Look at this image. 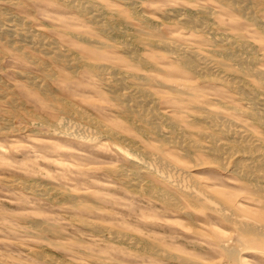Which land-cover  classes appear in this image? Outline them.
I'll return each mask as SVG.
<instances>
[{
	"label": "rangeland",
	"instance_id": "rangeland-1",
	"mask_svg": "<svg viewBox=\"0 0 264 264\" xmlns=\"http://www.w3.org/2000/svg\"><path fill=\"white\" fill-rule=\"evenodd\" d=\"M8 1L0 0V15L3 14L1 15L2 20L6 19L3 22H8L7 19L10 18L12 21L9 23L14 24L16 28L18 24L21 26V28L18 27L21 30L22 28L27 29L30 22L29 29L31 31L36 34L38 31V37L45 41L54 40L57 42L66 57H63L65 61L62 59L56 62V59L50 55L46 56L47 54L40 48V44L32 43V45L31 42H21L18 39L20 37L17 35L19 32L17 30L16 37L13 38L14 42L11 43L8 36L0 33V36L3 37L2 40L0 39V80H2L0 81V89L2 88L0 90V117L2 116L0 118L2 119L0 120V177L2 178H0V263L239 264L229 255V249L238 248L241 249L242 256L249 258L250 264H264V246L258 244L256 246L259 248L256 250L251 248L255 245L244 241L239 243L242 234L230 219L245 216L251 218L252 221L264 222L261 219L264 213L258 209L254 200L256 197H253L255 192L243 177L230 169L231 165L225 169L227 166H223V162L228 161L216 158L217 155L212 150L213 147L222 145L225 147L223 156L234 158L238 152V156L243 154L241 147L220 134L200 116L204 110L216 112L217 115H223L243 128L250 129L249 132L258 142H264V129L261 125L252 123L253 121L249 117L250 98L235 93L233 88L219 81L222 79L231 80V78L237 80L242 83L243 87L253 89L257 98L264 102V89L260 87L258 79L252 75L251 70L256 68L264 71V7L255 5L254 0L250 4L252 10L250 9L248 12L235 10L223 0ZM74 2L84 4L87 11L92 7V4H95L94 10H92L93 15L92 12L85 15L77 9L75 10ZM261 8L263 9L261 10ZM245 12L246 15L249 14L247 17ZM250 12H256L257 15L250 14ZM13 14L15 15L13 16ZM178 16L196 17L194 19L195 26L188 22L185 24L184 19L180 20ZM21 18H26V21ZM15 21L18 23H14ZM176 21L179 22L176 23ZM23 22L25 27H22ZM203 22L206 23V27L208 25L205 30L198 28V24ZM39 31L41 32L39 33ZM221 38L224 41H221ZM171 39L182 45L191 46V49L205 55L208 60L211 59V63L214 62L213 66L216 65L212 73H199L184 68L182 62L176 60L175 57L172 58L174 55L169 54L163 47L162 40L171 41ZM29 44L31 45L29 46ZM36 44L37 46H35ZM232 54L243 57L245 63L237 64L231 58ZM33 57L40 60L34 61ZM138 57L141 59L139 60ZM233 60L234 63L231 62ZM37 64L40 67H37ZM98 66H103L108 71L101 72ZM26 72L30 73L29 77L43 85L46 84L45 88L50 86L48 88L50 92H45L46 97L49 94L47 99L44 97L43 90L35 89L33 85H29L30 83L24 78L28 76ZM48 74L49 77H52H50L51 79ZM17 75L19 76L17 77ZM37 77L39 78L37 79ZM40 78L43 81H40ZM180 81L181 83H179ZM120 82H123L124 88L119 84ZM111 90H116L122 95L145 98L146 104L143 108L136 107L135 110L139 111H135V113L129 112L118 97H114ZM3 93L7 95L5 96L6 101H3L5 100ZM52 95L54 98L51 97ZM175 97L182 99L177 100ZM183 98L186 100L181 101ZM150 100L153 101V104ZM25 110L27 111L25 112ZM153 114L159 118L158 129L148 123L147 119H150ZM12 120L14 121L12 122ZM203 146L205 149L202 148ZM206 147H208L207 150ZM127 156L137 158L142 166L150 168L149 171L146 168H141L142 176L139 179H135L132 172H130L132 179H128L129 177L118 179L119 176L112 169L116 170V166L117 169L128 170L131 163ZM157 159H161L165 163H176L178 167L190 170L195 176L194 184H198L196 188L199 186L197 189H200L203 195L209 196V200H204L202 195L196 196L198 194L196 189H191L190 192L185 189L181 193L170 186L153 169L155 168L154 161ZM185 163H194V166H188ZM212 163H215V166ZM154 170L157 176L153 173ZM18 177H20L19 180ZM16 179L23 186L18 187ZM12 180L17 184L11 183ZM135 181L138 186L131 185L135 184ZM241 183L243 184L241 185ZM33 186L34 191L31 188ZM64 186L66 187L64 188ZM215 188L224 190L217 191L218 189ZM212 189H215L217 196ZM164 193L166 195L168 193L169 197L171 196L173 199L164 198ZM192 193L193 195H191ZM230 196H233V199ZM78 199L83 201L78 203ZM171 200H175V203H172ZM214 202L216 203L214 204ZM176 204L177 207H181L180 209L185 207L183 210H179L175 207ZM224 209L230 213H226ZM257 209L259 212L256 213L254 210ZM62 213L68 216H64ZM73 215L78 217L75 216V218ZM86 217L90 218L89 221ZM192 218H195L194 221ZM93 219L95 220L93 221ZM37 221H40V224L41 222L45 223L41 224L43 228L41 225L39 228ZM81 221L92 222L94 225L96 224L97 228L102 225V228L106 227V230L104 232L97 229L91 230L89 225L82 227ZM207 222L210 224L207 225ZM85 227L89 228L85 230ZM114 228H116L115 231ZM109 229L112 232H117L119 237L124 235L132 240L130 242L118 241L115 234L110 235ZM236 239L237 242H235ZM133 243H137V245ZM240 244L251 245V249L244 245L240 246ZM28 248L31 249V252ZM155 250L160 253H156ZM162 250L164 251L161 252ZM39 251H41V256ZM53 259L58 262H53Z\"/></svg>",
	"mask_w": 264,
	"mask_h": 264
},
{
	"label": "bare ground",
	"instance_id": "bare-ground-1",
	"mask_svg": "<svg viewBox=\"0 0 264 264\" xmlns=\"http://www.w3.org/2000/svg\"><path fill=\"white\" fill-rule=\"evenodd\" d=\"M2 2H3V0H1ZM8 1V0H7ZM11 1V0H10ZM10 1H8V2H10ZM20 1V0H19ZM30 1V0H29ZM54 0H52V2H53ZM93 1H95V0H93ZM109 1V0H108ZM124 1H126V0H124ZM143 1V0H142ZM149 1V0H148ZM227 5H229V6H231V7H233V9L235 8V10H239V11H246V12H248V11H250V9H251V6H250V4L251 3H253V1L252 0H223ZM57 2V1H56ZM71 2V1H70ZM77 2V1H76ZM76 2H74V6L76 7L75 8V10L77 9L78 11H80V12H82L83 14H89L90 12H92V15H93V11L92 10H94V6H95V4H92V7L89 9V11H87V7L84 5V4H81V3H76ZM220 2V1H219ZM17 3H18V1H17ZM16 3V4H17ZM68 3V2H67ZM193 3V2H192ZM11 4H13L12 2H11ZM15 4V5H16ZM66 4V3H65ZM126 4V3H125ZM124 4V5H125ZM221 4V3H220ZM223 4V3H222ZM221 4V5H222ZM254 4L255 5H259L260 7L262 6V7H264V0H254ZM19 5V4H18ZM97 5V4H96ZM139 5V4H138ZM137 5V6H138ZM89 6H91V5H89ZM133 6V5H132ZM145 6V5H144ZM70 7V6H69ZM134 7V6H133ZM228 7V6H227ZM255 7V6H254ZM31 8V7H30ZM165 8V7H164ZM201 8V7H200ZM7 9V8H6ZM159 9V8H158ZM202 9H204V8H202ZM207 9V8H206ZM233 9H231V10H233ZM263 8H261V10H262ZM2 10V9H1ZM71 10H72V8H71ZM184 10V9H183ZM201 10V9H200ZM252 10V9H251ZM260 10V9H259ZM7 11H8V9H7ZM10 11H12V10H10ZM154 11V10H153ZM213 11V10H212ZM6 12V11H5ZM5 12H3V13H5ZM155 12V11H154ZM157 12V11H156ZM166 12V11H165ZM246 12H245V15H246ZM252 12V11H251ZM250 12V14H253V13H255L256 14V12H253V13H251ZM173 13V12H172ZM187 13V12H186ZM260 13V12H259ZM36 14V13H35ZM98 14V13H97ZM182 14H183V12H182ZM215 14H216V11H215ZM248 14V13H247ZM261 14V13H260ZM1 15H3L2 13H1ZM0 15V33L2 34V35H5V36H8L10 39H9V42L11 43V42H14V37H16L15 36V33H16V30L17 31H19V32H17L16 34L17 35H19V37L20 38H18L21 42L22 41H24V42H31V44L33 43H37V44H40V48L41 49H43L44 51H45V54H47L46 56H48V55H50L51 57H53L54 59H56V62L57 61H61L62 59H64L63 61H65V58H63L65 55L62 53V51H61V48H60V46L58 45V43L57 42H54V40L53 41H45V40H43V38H41V37H38V31H37V34L36 33H34L33 31H31V29H29V26H31L30 25V22H29V26L28 25H26V26H28L27 27V29L26 28H22V30L21 29H19L18 27H20L21 28V26H19L18 24H17V28L14 26V24L12 25V24H10L9 22L10 21H12L10 18L9 19H7L8 20V22L7 21H5V22H3L4 20H6V19H4L3 18V20H2V16ZM6 15V14H5ZM7 15L8 16H10L9 15V13H7ZM12 15V14H11ZM15 14H13V16H14ZM80 15V14H79ZM84 15V16H85ZM96 15V14H95ZM160 15V14H159ZM175 15V14H174ZM213 15H214V12H213ZM249 15V14H248ZM248 15H246V17L248 16ZM257 15V14H256ZM7 16V17H8ZM12 16V17H13ZM16 16H19V15H16ZM98 16V15H97ZM172 16V15H171ZM170 16V17H171ZM94 17H96V16H94ZM104 17V16H103ZM126 17V16H125ZM213 17V16H212ZM241 17V16H240ZM253 17V16H252ZM259 17V16H258ZM257 17V18H258ZM90 18H93V17H90ZM97 18V17H96ZM162 18H164V17H162ZM173 18V17H172ZM172 18H171V20H172ZM196 18V17H195ZM195 18H193L192 16H189L188 18H185L184 16H178V19H184L183 21L185 22V24H187V22L188 23H191V24H193L194 25V23H195ZM254 20H255V15H254ZM18 19H20L19 17H18ZM23 21H26L24 18H21ZM139 19V18H138ZM176 19H177V17H176ZM247 19V18H246ZM16 20V19H15ZM21 20V21H22ZM38 20V19H37ZM87 20V19H86ZM100 20H103V19H100ZM173 20H175V19H173ZM179 20V21H180ZM199 20V19H198ZM205 20V19H204ZM89 21V20H88ZM91 21V20H90ZM179 21H176V23L177 22H179ZM197 21V20H196ZM200 21V20H199ZM206 21H208V20H206ZM238 21V20H237ZM257 21V20H256ZM17 21H15L14 23H16ZM28 22V21H27ZM26 22V23H27ZM103 22V21H102ZM113 22V21H112ZM182 22V21H181ZM18 23V22H17ZM32 23V22H31ZM43 23V22H42ZM111 23V22H110ZM208 23V22H207ZM254 23H256V22H254ZM90 24V23H89ZM103 25H104V23H102ZM115 24V23H114ZM184 24V23H183ZM198 24V23H197ZM253 24V23H252ZM21 25V24H20ZM91 25V24H90ZM89 25V26H90ZM98 25V24H97ZM178 25H180V24H178ZM199 26H198V28H200V29H204L205 30V27H206V23L205 22H203L202 24H198ZM262 25V24H261ZM25 27V25H24V22H23V25H22V27ZM44 26H45V24H44ZM88 26V27H89ZM122 26V25H121ZM164 26V25H163ZM182 26H184V25H182ZM195 26V25H194ZM16 29H15V28ZM46 27V26H45ZM95 27V26H94ZM104 27V26H103ZM107 27V26H106ZM114 27V26H113ZM180 27H181V25H180ZM207 27H208V25H207ZM206 27V28H207ZM257 27V26H256ZM30 28H32V27H30ZM93 28V27H92ZM192 28V27H191ZM198 28H196V29H198ZM41 29H44V28H41ZM51 29V28H50ZM87 30H89L88 28H86ZM96 29V28H95ZM136 29H138V28H136ZM179 29V28H178ZM210 29V28H209ZM221 29V28H220ZM229 29V28H228ZM227 29V30H228ZM106 30V29H105ZM155 30H157V29H155ZM207 31H208V29H206ZM230 30V29H229ZM264 30V29H263ZM91 31V30H90ZM183 31V30H182ZM193 31V30H192ZM195 31V30H194ZM197 32H199L198 30H196ZM203 31V30H202ZM212 31V30H211ZM41 31H39V33H40ZM156 32V31H155ZM181 32V31H180ZM204 32V31H203ZM201 33V32H200ZM205 33V32H204ZM210 33V32H209ZM214 33V32H213ZM218 33V32H217ZM260 33V32H259ZM97 34H98V32H97ZM100 34V33H99ZM119 34V33H118ZM123 34V33H122ZM162 34V33H161ZM237 34V33H236ZM42 35V34H41ZM44 35V34H43ZM148 35V34H147ZM203 35H205V34H203ZM209 35V34H208ZM210 35H212V34H210ZM263 35V34H262ZM68 36H70V35H68ZM104 36V35H103ZM111 36V35H110ZM172 36V35H171ZM44 37V36H43ZM45 37H47L46 35H45ZM121 37H122V35H121ZM2 38L3 37H1L0 36V39L2 40ZM73 38V37H72ZM83 38H85V37H83ZM106 38V37H105ZM152 38V37H151ZM75 39V38H74ZM107 39V38H106ZM222 39V38H221ZM228 40H229V37L227 38ZM57 40V39H56ZM81 40V39H80ZM110 40V39H109ZM159 40V39H158ZM211 40V39H210ZM19 41V42H20ZM91 41V40H90ZM93 41V40H92ZM96 41V40H95ZM106 41H108V40H106ZM212 41V40H211ZM217 41V40H216ZM221 41H224V39H222ZM16 43V42H15ZM94 43V42H93ZM115 43H117V42H115ZM206 43V42H205ZM209 43V42H208ZM216 43V42H215ZM221 43H223V42H221ZM247 43V42H246ZM9 44V43H8ZM27 44V43H26ZM31 44H29V46L31 45ZM32 44V45H33ZM37 44L35 45V46H37ZM92 44V43H91ZM112 44V43H111ZM125 44V43H124ZM150 44V43H149ZM162 44H163V47L169 52V54H171V55H174V56H172V58H174L175 57V59L176 60H180V62H182V66L184 67V68H188V69H191V70H194V71H197V72H199V73H205L206 74V72H208V73H212V71H213V69H214V67H216V65L215 66H213V64H214V62L213 63H211L212 61H211V59H209L208 60V58L205 56V55H202L201 53H199V52H197V51H195V50H193V49H191L190 47H188V46H185V45H182V44H180L179 42H176L174 39H171V41H169V40H162ZM93 45V44H92ZM206 45H208V44H206ZM212 45V44H211ZM223 45V44H222ZM126 46V45H125ZM214 46V45H213ZM212 46V47H213ZM256 46V45H255ZM9 47V46H8ZM31 47H33V46H31ZM92 47V46H91ZM98 47V46H97ZM106 47V46H105ZM104 47V48H105ZM209 47H211V46H209ZM253 47V46H252ZM252 47H250L251 49H252ZM15 48H18V47H15ZM20 48H22V46H20ZM93 48V47H92ZM113 48V47H112ZM127 48V47H126ZM214 48H216V47H214ZM11 49H12V47H11ZM23 49V48H22ZM21 49V50H22ZM32 49V48H31ZM129 49V48H128ZM156 49V48H155ZM198 49V48H197ZM17 50H19V49H17ZM104 50V49H103ZM117 50V49H116ZM119 50V49H118ZM124 50V49H123ZM134 50H136V49H134ZM160 50V49H159ZM203 50V49H202ZM23 51V50H22ZM22 51H21V53H22ZM37 51V50H36ZM121 51H122V49H121ZM120 51V52H121ZM129 51V50H128ZM164 51V50H163ZM24 54H27V53H25V52H23ZM42 53H44V52H42ZM128 53V52H127ZM231 53V52H230ZM263 53V52H262ZM121 54V53H120ZM157 54V53H156ZM162 54V53H161ZM164 54H167V53H164ZM168 54V55H169ZM210 54V53H209ZM3 55V54H2ZM4 56V55H3ZM26 56V55H25ZM45 56V57H46ZM137 56H138V54H137ZM212 56V55H211ZM217 56V55H216ZM5 57V56H4ZM27 57V56H26ZM66 57V56H65ZM70 57V56H69ZM74 57V56H73ZM136 57V56H135ZM134 57V58H135ZM218 57V56H217ZM251 57V56H250ZM34 59V61H37V60H40V59H37L36 60V58L35 57H33ZM72 58V57H71ZM131 58H132V55H131ZM130 58V59H131ZM139 58V57H138ZM222 58V57H221ZM231 58H233L236 62H237V64H240V65H242L243 64V62L245 63V61H244V59H243V57H241V56H236L235 54H232L231 55ZM1 59V58H0ZM5 59V58H4ZM48 59V58H47ZM54 59H52L53 61H54ZM141 58H139V60H140ZM29 60V59H28ZM32 60V61H33ZM143 60V59H142ZM146 60V59H145ZM174 60V59H173ZM234 60L233 61H231V62H233L234 63ZM254 60V59H253ZM248 61V60H247ZM40 62V61H39ZM43 62V61H42ZM72 62V61H71ZM70 62V63H71ZM228 62H230V61H228ZM33 63V62H32ZM78 63V62H77ZM136 63V62H135ZM174 63V62H173ZM35 64V63H34ZM47 64V63H46ZM50 64V63H49ZM260 64V63H259ZM38 65V64H37ZM58 65V64H57ZM70 65V64H69ZM138 65V64H137ZM178 65V64H177ZM34 66H36V65H34ZM50 67H51V65H49ZM61 66V65H60ZM106 66V65H105ZM179 66V65H178ZM229 66V65H228ZM231 66V65H230ZM37 67H40L39 65L37 66ZM43 67V66H42ZM49 67V68H50ZM62 67V66H61ZM73 67V66H72ZM99 67V66H98ZM97 67V68H98ZM107 67V66H106ZM112 67V66H111ZM45 68H47V67H45ZM71 68V67H70ZM243 68V67H242ZM253 68V67H252ZM48 69V68H47ZM52 69V68H51ZM86 69V68H85ZM99 69L101 70V72H103V71H108V69L106 68H104L103 66H101V67H99ZM161 69V68H160ZM44 70V69H43ZM63 70V69H62ZM111 70V69H110ZM116 70H118V69H116ZM151 70V69H150ZM155 70V69H154ZM164 70V69H163ZM235 70V69H234ZM252 70V75L255 77V78H257L258 79V82H259V85H261L260 87H262L263 89H264V71L263 70H261V69H256V68H254V69H251ZM13 71V70H12ZM70 71V70H69ZM92 71V70H91ZM90 71V72H91ZM149 71V70H148ZM17 72V71H16ZM16 72H15V74H16ZM72 72V71H71ZM121 72V71H120ZM123 72V71H122ZM125 73H126V71H124ZM157 72V71H156ZM160 72V71H159ZM192 72V71H191ZM196 72V73H197ZM18 73H20V72H18ZM17 73V74H18ZM22 74H23V72H21ZM27 73V72H26ZM25 73V74H26ZM54 73V72H53ZM106 73V72H105ZM144 73V72H143ZM146 73V72H145ZM148 73V72H147ZM152 73V72H151ZM154 73V72H153ZM28 74V76H23L24 78H26V80H27V82L28 83H30L29 85H33L34 87H35V89L36 88H38L39 90H43L44 92L43 93H45V92H47L48 91V93L50 92L49 90H48V88L50 87H46L45 88V85H43L41 82H38V81H36V79H34V78H31V77H29L30 76V73L28 72L27 73ZM52 74V73H51ZM73 74V73H72ZM77 74V73H76ZM92 74H93V72H92ZM107 74H109V72H107ZM106 74V75H107ZM113 74H115V73H113ZM157 74V73H156ZM162 74V73H161ZM165 74V73H164ZM193 74V73H192ZM21 75V74H20ZM35 75V74H34ZM94 75V74H93ZM98 75V74H97ZM96 75V76H97ZM154 75V74H153ZM158 75V74H157ZM19 75H17V77H18ZM21 76V77H22ZM32 76V75H31ZM37 76V75H36ZM67 76V75H66ZM69 76V75H68ZM117 76V75H116ZM143 76V75H142ZM22 77V79H24ZM42 77V76H41ZM46 77V76H45ZM48 77H49V74H48ZM51 77V76H50ZM49 77V78H50ZM77 77V76H76ZM97 77H99V76H97ZM96 77V78H97ZM196 77V76H195ZM39 77H37V79H38ZM52 78V77H51ZM50 78V79H51ZM55 78V77H54ZM69 78V77H68ZM118 78H120V77H118ZM158 78V77H157ZM162 78V77H161ZM223 78V77H222ZM21 79V78H20ZM41 80L40 81H43V79L42 78H40ZM47 79V78H46ZM124 79V78H123ZM139 79V78H138ZM160 79V78H159ZM54 80H56V78L54 79ZM72 80V79H71ZM97 80V79H96ZM100 80V79H99ZM118 80V79H117ZM127 80V79H126ZM135 80V79H134ZM162 80V79H161ZM233 80V81H232ZM0 81H2V80H0ZM67 81V80H66ZM138 81V80H137ZM199 81V80H198ZM205 81H207V80H205ZM204 81V82H205ZM216 81V80H215ZM214 81V82H215ZM219 81H221V83H223V84H225V85H227V86H229V87H231V88H233L234 90H235V93L237 92V93H239V94H241V95H246V97H249L250 99H249V104H250V106H249V108H250V118H251V120L253 121L252 123H257V124H259V125H261L262 126V128L264 129V102H262V101H260L259 100V98H257V96H256V92L253 90V89H250V88H247V87H243L241 84L242 83H239L237 80H234V79H232L231 78V80L230 79H222V80H219ZM7 82V81H6ZM79 82V81H78ZM178 82V81H177ZM203 82V83H204ZM106 83V82H105ZM159 83V82H158ZM179 83H181V81L179 82ZM183 83V82H182ZM193 83H194V81H193ZM3 84H4V81H3ZM104 84V83H103ZM120 85H122L123 84V82H120L119 83ZM183 84H186V83H183ZM7 85V84H6ZM108 85V84H107ZM160 85H161V83H160ZM167 85V84H166ZM193 85V84H192ZM2 86V85H1ZM48 86V85H47ZM111 86V85H110ZM118 86V85H117ZM128 86V85H127ZM162 86H163V84H162ZM165 86V85H164ZM167 86H169V85H167ZM184 86V85H183ZM187 86V85H186ZM198 86V85H197ZM3 87H5L4 85H3ZM7 87V86H6ZM8 87H9V85H8ZM14 87V86H13ZM104 87V86H103ZM105 87H107V86H105ZM112 87V86H111ZM122 87L124 88V86L122 85ZM147 87V86H146ZM190 87V86H189ZM194 87V86H193ZM10 88V87H9ZM30 88V87H29ZM114 88V87H113ZM127 88V87H126ZM154 88V87H153ZM172 88V87H171ZM2 89V88H1ZM0 89V90H1ZM11 89H12V87H11ZM104 89V88H103ZM106 89V88H105ZM107 89H109V88H107ZM106 89V90H107ZM173 89V88H172ZM184 89L186 90V88L184 87ZM229 89V88H228ZM261 89V88H260ZM7 90H8V88H7ZM33 90V89H32ZM110 90V89H109ZM119 90V89H118ZM117 90V91H118ZM123 90V89H122ZM146 90V89H145ZM176 90V89H175ZM5 91V90H4ZM12 91V90H11ZM55 91V90H54ZM151 91V90H150ZM174 91V90H173ZM182 91V90H181ZM187 91V90H186ZM185 91V92H186ZM232 91V90H231ZM6 92V91H5ZM39 92V91H38ZM125 92H126V90H125ZM125 92H122V93H125ZM7 93V92H6ZM42 93V95H44ZM111 93H113V95H114V97L115 98H117L118 97V99L127 107V109L129 110V112H132V113H135V111H139V110H135V108L136 107H138V106H141L142 108H143V106L146 104L145 103V98H138V97H136V96H133V95H122V94H120V93H117L116 92V90H111ZM184 93V92H183ZM4 94V93H3ZM15 94H16V92H15ZM54 94V93H53ZM17 95V94H16ZM15 95V96H16ZM51 95V94H50ZM187 95V94H186ZM233 95V94H232ZM4 96V98H5V100H3V101H6V97L5 96H7V95H3ZM54 95H52L51 97H53ZM140 96V95H139ZM171 96V95H170ZM237 96V95H236ZM44 97H46V93H45V95H44ZM49 97V94H48V96L46 97V99ZM56 97V96H55ZM190 97H192V96H190ZM239 97V96H238ZM18 98V97H17ZM54 98V97H53ZM52 98V99H53ZM159 98H161V97H159ZM177 100H180V99H182L181 97L179 98V97H175ZM0 99H1V97H0ZM3 99V98H2ZM11 99V98H10ZM56 99V98H55ZM58 99H59V96H58ZM67 99V98H66ZM82 99V98H81ZM17 100H19V98L17 99ZM113 100V99H112ZM184 100H186V98L184 99L183 98V100H181V101H184ZM199 100V99H198ZM209 100V99H208ZM235 100V99H234ZM2 101V102H3ZM16 101V100H15ZM48 101V100H47ZM58 101V100H57ZM60 101V100H59ZM87 101V100H86ZM94 101V100H93ZM14 102V101H13ZM17 102V101H16ZM72 103H73V101H71ZM130 102H132V104H130ZM150 102H152V104H153V101H151L150 100ZM156 101L154 100V103H155ZM238 102V101H237ZM4 103V102H3ZM23 103V102H22ZM220 103V102H219ZM84 104V103H83ZM114 104V103H113ZM187 104V103H186ZM201 104V103H200ZM17 105V104H16ZM76 105V104H75ZM104 105V104H103ZM106 105V104H105ZM208 105V104H207ZM245 105V104H244ZM9 106H11V105H9ZM15 106V105H14ZM21 106V105H20ZM25 106V105H24ZM53 106V105H52ZM63 106V105H62ZM12 107V106H11ZM17 107V106H16ZM67 107H68V105H67ZM188 107H189V105H188ZM196 107V106H195ZM15 108V107H14ZM19 108V107H18ZM22 108V107H21ZM49 108V107H48ZM56 108V107H55ZM81 108H83V107H81ZM199 108V107H198ZM230 108V107H229ZM24 109V108H23ZM22 109V110H23ZM73 109H75V108H73ZM2 110H4V109H2ZM14 110V109H13ZM19 110H20V108H19ZM58 110V109H57ZM69 110V109H68ZM78 110V109H77ZM82 110V109H81ZM84 110V109H83ZM169 110V109H168ZM173 110V109H172ZM245 110V109H244ZM5 111H7V110H5ZM17 111V110H16ZM27 110H25V112H26ZM56 111V110H55ZM230 111V110H229ZM248 111V110H247ZM2 112V111H1ZM34 112V111H33ZM32 112V113H33ZM69 112V111H68ZM85 112V111H84ZM239 112V111H238ZM19 113V112H18ZM17 113V114H18ZM59 113H60V111H59ZM119 113V112H118ZM147 113V112H146ZM185 113V112H184ZM34 114V113H33ZM64 114V113H63ZM125 115H126V113H124ZM139 114V113H138ZM186 114V113H185ZM240 114V113H239ZM67 115V114H66ZM78 115H79V113H78ZM86 115V114H85ZM89 115V114H88ZM115 115H117V114H115ZM187 115H189V114H187ZM243 115V114H242ZM68 116V115H67ZM199 116V115H198ZM201 117H203L205 120H206V122L211 126V127H213V128H215L217 131H219L220 132V134H222L223 136H225L227 139H229V140H231V142H234L236 145H239L240 147H241V152H243V154L241 153L240 155L241 156H238V153H236L237 155V157H236V159H234L233 157H230L229 156V158H227V156L225 157V156H223L224 154H225V150L223 149V148H225V147H223L222 145H217V147H213L212 148V150H214L215 151V153H216V158L218 157L219 159L221 158L222 160L224 159V160H227L228 162H223V166H227L225 169H227L228 167H230V165H231V168L230 169H232V171H235L236 173H237V175H239V176H241V177H243L244 178V180L245 181H247V183H248V185L250 186V188L253 190V192H255L254 193V195L255 196H253V197H256L254 200L256 201V204H257V206H258V209H260V211L262 212V213H264V142L263 143H260V142H258L257 141V139L255 138V137H253L254 135H252L250 132H249V130L250 129H245V128H243V126H241V125H239L238 123H236L235 121H233L232 119H228V118H226V117H223V115L222 116H219V115H217L216 114V112H212L211 110H204V111H202V113H201V115H200ZM2 117V116H1ZM0 117V118H1ZM71 117V116H70ZM80 117H81V115H80ZM87 117V116H86ZM96 117V116H95ZM122 117H124V116H122ZM143 117V116H142ZM191 117H192V115H191ZM248 117V118H249ZM74 118H75V116H74ZM97 118V117H96ZM128 118V117H127ZM126 118V119H127ZM245 118H247V117H245ZM12 119V118H11ZM60 119V118H59ZM59 119H58V121H59ZM135 119V118H134ZM146 119V118H145ZM165 119V118H164ZM243 119V118H242ZM0 120H2V119H0ZM38 120V119H37ZM47 120V119H46ZM82 120V119H81ZM88 120V119H87ZM148 120V123L149 124H152V125H154L155 126V128H159V118H158V116L157 115H151L150 116V119H147ZM175 120V119H174ZM189 120V119H188ZM14 120H12V122H13ZM126 121V120H125ZM2 122V121H1ZM4 122V121H3ZM127 122V121H126ZM137 122V121H136ZM193 122V121H192ZM247 122V121H246ZM6 123V122H5ZM90 123V122H89ZM88 123V124H89ZM106 123V122H105ZM173 123V122H172ZM197 123V122H196ZM205 123V122H204ZM11 124V123H10ZM33 124V123H32ZM69 124V123H68ZM94 124V123H93ZM169 124V123H168ZM178 124V123H177ZM180 124V123H179ZM201 124V123H200ZM206 124V123H205ZM54 125V124H53ZM80 125V124H79ZM3 126V125H2ZM8 126V125H7ZM14 126V125H13ZM34 126V125H33ZM69 126V125H68ZM81 126V125H80ZM89 126V125H88ZM142 126V125H141ZM179 126V125H178ZM192 126V125H191ZM195 126V125H194ZM197 126V125H196ZM250 126V125H249ZM261 126H259V127H261ZM44 127V126H43ZM75 127V126H74ZM79 127V126H78ZM82 127V126H81ZM67 129V128H66ZM70 129V128H69ZM73 129V128H72ZM209 129H211V128H209ZM3 130V129H2ZM5 130V129H4ZM10 130V129H9ZM25 130V129H24ZM105 130V129H104ZM165 130V129H164ZM194 130V129H193ZM198 131V130H197ZM207 131V130H206ZM31 132V131H30ZM261 132V131H260ZM37 133V132H36ZM81 133V132H80ZM183 133V132H182ZM29 134V133H28ZM45 134V133H44ZM36 135V134H35ZM69 135V134H68ZM73 135V134H72ZM167 135V134H166ZM192 135V134H191ZM194 135V134H193ZM8 136H10V135H8ZM59 136V135H58ZM65 136H66V134H65ZM169 136V135H168ZM46 137V136H45ZM47 137H48V135H47ZM62 137V136H61ZM72 137H74V136H72ZM77 137V136H76ZM200 137V136H199ZM180 138V137H179ZM73 139V138H72ZM78 139V138H77ZM82 139H84V138H82ZM143 139H144V137H143ZM107 140V139H106ZM188 140V139H187ZM215 140V139H214ZM105 141V140H104ZM163 141V140H162ZM161 141V142H162ZM206 141H207V139H206ZM226 141V140H225ZM111 142V141H110ZM204 142V141H203ZM215 142V141H214ZM221 142V141H220ZM94 143V142H93ZM97 143V142H96ZM140 143V142H139ZM165 143V142H164ZM219 143V142H218ZM223 143V142H222ZM92 144V143H91ZM99 144H102V143H100L99 142ZM104 144V143H103ZM152 144V143H151ZM209 144V143H208ZM13 145V144H12ZM18 145H20V144H18ZM106 145V144H105ZM110 145V144H109ZM112 145V144H111ZM193 145V144H192ZM226 145V144H225ZM14 146V145H13ZM114 146V145H113ZM125 146V145H124ZM194 146V145H193ZM227 146V145H226ZM199 147V146H198ZM151 148V147H150ZM166 148V147H165ZM175 148V147H174ZM201 148V147H200ZM203 149H205V147L203 146L202 147ZM201 148V149H202ZM207 148L208 147H206V150H207ZM210 148V147H209ZM178 149V148H177ZM228 149V148H227ZM234 149V148H233ZM232 149V150H233ZM144 150V149H143ZM209 150V149H208ZM201 151V150H200ZM231 151V150H230ZM238 151V150H237ZM120 152V151H119ZM159 152H160V150H159ZM176 152V151H175ZM174 152V153H175ZM233 152V151H232ZM4 153H6L5 151H4ZM161 153H162V151H161ZM167 153V152H166ZM201 153H202V151H201ZM205 153V152H204ZM206 153H207V151H206ZM205 153V154H206ZM120 154H121V152H120ZM164 154V153H163ZM208 154V153H207ZM151 156V155H150ZM180 156V155H179ZM137 157V156H136ZM183 157V156H182ZM190 157V156H189ZM210 157V156H209ZM213 157V156H212ZM127 158H128V160L130 161V165H131V167L129 166V169L127 170V169H117V167L115 166V168H116V170H114V169H112L113 170V172H115V174L117 175V176H119L118 177V179L121 177V178H127V177H129L128 179H132V177L130 176V172H132L133 173V175L135 176V179H139L140 178V176H142L141 175V172H142V170H141V168H146V169H148V171H149V167H144V166H142L141 165V162L137 159V158H133L132 156H127ZM215 158V157H214ZM197 161H198V157H197V159H196ZM208 160V159H207ZM3 161V160H2ZM152 161H153V159H152ZM200 161V160H199ZM202 161V160H201ZM175 162V161H174ZM193 162V161H192ZM195 162V161H194ZM219 162V161H218ZM148 163V162H147ZM216 163V162H215ZM214 163V164H215ZM230 163V164H229ZM70 164V163H69ZM185 164H187V163H185ZM194 164V163H193ZM193 164H187L188 166H192ZM195 164H196V162H195ZM201 164V163H200ZM213 164V163H212ZM213 164V165H214ZM124 165V164H123ZM154 165H155V168H153V169H155L156 171H157V174H158V176L159 177H162V179L163 180H165V181H167L168 182V184L170 185V186H172V187H174V189H176L177 191H180L181 193H182V191L184 192L185 191V189H187L189 192H190V190L191 189H193V190H197L198 191V194L196 195V196H200V195H202L201 197H203V199L204 200H206L207 201V199H208V197L207 196H205V195H203L201 192L202 191H200V189H197L196 188V186L198 185H196V184H194L195 183V181L193 180L194 178H195V176H194V174L192 175V173H191V171L190 170H185V169H183V168H181V167H178L177 165H176V163H165L163 160H161V159H157L156 161H154ZM203 165V164H202ZM194 166V165H193ZM201 166V165H200ZM206 166H208V165H206ZM205 166V167H206ZM209 166H211V165H209ZM208 166V167H209ZM215 166V165H214ZM118 167H120V166H118ZM204 167V168H205ZM211 167H213V166H211ZM108 168V167H107ZM202 168H203V166H202ZM215 168V167H214ZM218 168V167H217ZM216 168V169H217ZM106 169V168H105ZM220 169V168H219ZM229 169V170H230ZM109 170H110V167H109ZM111 170V171H112ZM153 171V173L155 174V172L156 171ZM198 170V169H197ZM229 170H227V171H229ZM106 171H108V170H106ZM110 171V172H111ZM3 172V171H2ZM41 173V172H40ZM113 174V173H112ZM111 175V174H110ZM115 175V176H116ZM156 175V174H155ZM113 176V175H112ZM157 176V175H156ZM155 176V177H156ZM131 177V178H130ZM1 178V177H0ZM3 178H7V177H3ZM19 178L20 177H18L17 179L19 180ZM157 178V177H156ZM172 178V179H171ZM240 178V177H239ZM2 179V178H1ZM8 179V178H7ZM16 179V181H17V183H18V180ZM25 180V179H24ZM51 180V179H50ZM144 180V179H143ZM5 181H7V180H5ZM12 181H14V180H12ZM12 181H10L11 183H16L15 181L14 182H12ZM22 181V180H21ZM26 181V180H25ZM25 181H24V183H25ZM38 181V180H37ZM70 181V180H69ZM125 181V180H124ZM202 181V180H201ZM0 182H1V180H0ZM2 182H4V181H2ZM54 182V181H53ZM70 182H73V181H70ZM131 182H134V181H131ZM143 182V181H142ZM146 182V181H145ZM7 183V182H6ZM8 183H9V181H8ZM16 183V184H17ZM246 183V182H245ZM10 184V183H9ZM8 184V185H9ZM12 184V185H13ZM19 184V186L18 187H20V185H22V184H20V182L18 183ZM26 184V183H25ZM90 184V183H89ZM127 184V183H126ZM138 183H136V181H135V184H131L132 186H136ZM144 184V183H143ZM147 184V183H146ZM243 183H241V185H242ZM34 185V184H33ZM124 185V184H123ZM7 186V185H6ZM10 186V185H9ZM8 186V187H9ZM16 186V187H17ZM23 186V185H22ZM21 186V187H22ZM60 186V185H59ZM71 186V185H70ZM138 186V185H137ZM205 186V185H204ZM13 187V186H12ZM39 187V186H38ZM66 186H64V188H65ZM126 187V186H125ZM141 187H142V185H141ZM24 188V187H23ZM32 188V190H33V188H34V186L33 187H31ZM31 188H30V191H31ZM35 188H37V186H35ZM42 188V187H41ZM38 189V188H37ZM36 189V191H38ZM143 189V188H142ZM206 189H208V188H206ZM216 189V188H215ZM214 189V190H215ZM218 189V188H217ZM216 189V190H217ZM27 190V189H26ZM28 190H29V188H28ZM70 190V189H69ZM145 190V189H144ZM209 190V189H208ZM210 190H211V187H210ZM213 190V189H212ZM213 190V191H214ZM220 190H224V189H220ZM219 189L217 190V191H220ZM34 191V190H33ZM41 190L39 189V192H40ZM131 191V190H130ZM135 191H137V190H135ZM142 191V190H141ZM230 191V190H229ZM25 192H27V191H25ZM216 191H214L213 193H215ZM234 192V191H233ZM28 193V192H27ZM30 193V192H29ZM34 193H36V192H34ZM41 193V192H40ZM57 193V192H56ZM81 193V192H80ZM85 193V192H84ZM44 194V193H43ZM46 194H48V193H46ZM141 194V193H140ZM139 194V195H140ZM162 194V193H161ZM171 194V193H170ZM216 194V193H215ZM34 195V194H33ZM45 195V194H44ZM43 195V196H44ZM152 195H154V194H152ZM156 195V194H155ZM167 195H168V193H167ZM167 195L164 193V198H171V196L169 197V195H168V197H167ZM184 195V194H183ZM191 195H193V193L191 194ZM218 194H216V196H217ZM75 196V195H74ZM140 196H142V195H140ZM148 196H150V195H148ZM178 196V195H177ZM185 196V195H184ZM247 196V195H246ZM37 197V196H36ZM42 197V196H41ZM80 197H81V195H80ZM85 197V196H84ZM152 197H154V196H152ZM160 197V196H159ZM191 197V196H190ZM200 197V198H201ZM231 197V196H230ZM233 197V196H232ZM231 197V198H232ZM249 197V196H248ZM252 197V196H251ZM251 197H249V198H251ZM73 198V197H72ZM82 198V197H81ZM188 198V197H187ZM54 199V198H53ZM52 199V200H53ZM153 199V198H152ZM152 199H150V200H152ZM168 199V200H169ZM171 199H173V197L171 198ZM189 199V198H188ZM187 199V200H188ZM202 199V198H201ZM233 199V198H232ZM242 199V198H241ZM45 200V199H44ZM51 200V199H50ZM165 200V199H164ZM182 200V199H181ZM209 200V199H208ZM220 200V199H219ZM243 200V199H242ZM78 201H79V199H78ZM80 201H83L82 199H80ZM80 201L78 202V203H80ZM172 201V203L175 201H173V200H171ZM245 201V200H244ZM85 202V201H84ZM164 202H166V201H164ZM177 203H178V201H176ZM180 202H182V201H180ZM188 202V201H187ZM191 203H192V200L190 201ZM189 202V203H190ZM195 202V201H194ZM210 202H212V201H210ZM248 202V201H247ZM99 203V202H98ZM168 203V202H167ZM166 203V204H167ZM171 203V202H170ZM175 203V202H174ZM213 203V202H212ZM211 203V204H212ZM216 202H214V204H215ZM251 203V202H250ZM64 204V203H63ZM76 204V203H75ZM91 204H93V203H91ZM219 204V203H218ZM221 204V203H220ZM241 204V203H240ZM254 204V203H253ZM169 205V204H168ZM179 205V204H178ZM192 205V204H191ZM222 205V204H221ZM231 205V204H230ZM255 205V204H254ZM64 206H65V204H64ZM74 206V205H73ZM85 206V205H84ZM99 206V205H98ZM172 206V205H171ZM180 206H182V205H180ZM201 206V205H200ZM219 206V205H218ZM227 206V205H226ZM232 206V205H231ZM242 206V205H241ZM66 207H67V205H66ZM65 207V208H66ZM70 208H71V206H69ZM86 207V206H85ZM107 207V206H106ZM175 207H177V204L175 205ZM174 207V208H175ZM185 207V206H184ZM184 207H182V209H180L179 207H177V208H179V210H183L184 209ZM197 207V206H196ZM195 207V208H196ZM68 208V207H67ZM75 208H76V206H75ZM113 208V207H112ZM198 208H199V205H198ZM201 208V207H200ZM219 208H221V207H219ZM231 208V207H230ZM245 208V207H244ZM111 209V208H110ZM116 209V208H115ZM127 209V208H126ZM218 209V208H217ZM254 210V211H256V213L257 212H259V210ZM85 210V209H84ZM97 210V209H96ZM199 210V209H198ZM197 210V211H198ZM210 210V209H209ZM226 209H224V211H225ZM100 211H102V210H100ZM112 211V210H111ZM177 211V210H176ZM200 211V210H199ZM206 211V210H205ZM221 211V210H220ZM249 211H251L250 209H249ZM92 212V211H91ZM226 212V211H225ZM230 213V211H227L226 213ZM183 213H184V211H183ZM208 213V212H207ZM225 213V214H226ZM252 213H254V212H252ZM63 215H64V213H62ZM74 214H76V213H74ZM79 214V213H78ZM182 214V213H181ZM185 214H187L186 212H185ZM194 214V213H193ZM66 215V214H65ZM64 215V216H65ZM71 215V214H70ZM182 215H184V214H182ZM213 215H215V214H213ZM219 215V214H218ZM231 215H233V214H231ZM230 215V216H231ZM66 216H68V215H66ZM72 216V215H71ZM70 216V217H71ZM74 216V215H73ZM75 216H77V215H75ZM74 216V217H75ZM86 216V215H85ZM104 216V215H103ZM186 216V215H185ZM188 216V215H187ZM236 216V215H235ZM78 217V216H77ZM190 217V216H189ZM191 217H193V216H191ZM190 217V218H191ZM195 217V216H194ZM219 217H221V216H219ZM76 218V217H75ZM87 218V217H86ZM24 219V218H23ZM88 219H90V218H87V220ZM193 219V218H192ZM195 219V218H194ZM194 219H193V221H194ZM223 219H225V218H223ZM228 219V218H227ZM231 219V221H232V223L237 227V229L241 232V234H242V236H241V239L238 241L239 243H241V241H244V242H246V243H248V244H251V245H255V246H253V247H251V245H245V244H243L246 248H254V249H256V250H258V246H256V245H258V244H260L261 246H264V222L263 223H261V222H257V221H252L251 220V218H246L245 216H238V218H230ZM261 219L264 221V215H262V217H261ZM28 220V219H27ZM26 220V221H27ZM72 220V219H71ZM83 220V219H82ZM87 220H85V221H87ZM95 219H93V221H94ZM85 221H81L82 222V224H83V226L82 227H84V225H89L91 228V230L92 229H97V230H99V231H101V232H104L106 229V227L105 228H102V225H99L98 227H100V228H97V226H96V224L94 225L92 222H85ZM89 221V220H88ZM192 221V220H191ZM37 222H39L38 224H39V228H40V225L42 224V223H44V222H41V224H40V221H37ZM36 222V223H37ZM71 222V221H70ZM80 222V221H79ZM24 223V222H23ZM35 223V225L37 226V224ZM78 223V222H77ZM95 223H97V222H95ZM99 223V222H98ZM195 223V222H194ZM198 223V222H197ZM25 224H27V223H25ZM45 224V223H44ZM79 224V223H78ZM207 225L208 224H210V223H206ZM24 225V224H23ZM51 225V224H50ZM81 225V224H80ZM98 225V224H97ZM230 225V224H229ZM24 226H28V225H24ZM35 226V227H36ZM43 225H41V227H42ZM51 226H54V225H51ZM107 226V225H106ZM200 226V225H199ZM231 226V225H230ZM55 227V226H54ZM194 228H195V224H194V226H193ZM192 227V228H193ZM196 227H198V226H196ZM32 228H34V227H32ZM31 228V229H32ZM43 228V227H42ZM89 228V227H88ZM88 228H86L85 227V230L86 229H88ZM108 228V227H107ZM112 228V227H111ZM190 228V227H189ZM199 228V227H198ZM36 229V228H35ZM34 229V230H35ZM115 229L116 228H114V231H115ZM197 229V228H196ZM199 229H202V228H199ZM58 230V229H57ZM108 230V229H107ZM112 230V229H111ZM193 230V229H192ZM36 231V230H35ZM43 231H44V229H43ZM88 231V230H87ZM118 231V230H117ZM122 231V230H121ZM131 231V230H130ZM203 231V230H202ZM206 231V230H205ZM45 232V231H44ZM109 232H110V235L111 234H115V236L116 237H118V241L119 240H125L126 242L128 241V242H130L131 240H130V238L129 237H127V236H124V235H120V237H119V235H118V233L117 232H112V231H110V229H109ZM119 232V231H118ZM46 233H47V231H46ZM48 233H49V230H48ZM50 234H52V233H50ZM124 234H125V232H124ZM64 235V234H63ZM125 235H127V234H125ZM140 236V235H139ZM50 237V236H49ZM100 237H102V236H100ZM232 237V236H231ZM113 238H114V236H113ZM142 238H144V237H142ZM235 238H236V236H235ZM116 239V238H115ZM148 239V238H147ZM217 239V238H216ZM233 239V238H232ZM47 240V239H46ZM76 240H78V239H76ZM80 240V239H79ZM145 240V239H144ZM218 240V239H217ZM226 240V239H225ZM49 241V240H48ZM110 241V240H109ZM137 241H139V240H137ZM231 241V240H230ZM79 242V241H78ZM112 242V241H111ZM150 242V241H149ZM154 242V241H153ZM235 242H237V239H236V241ZM54 243V242H53ZM139 243V242H138ZM156 243V242H155ZM63 244V243H62ZM118 244V243H117ZM127 244V243H126ZM134 245H137V243L135 244V243H133ZM222 244V243H221ZM225 244V243H224ZM223 244V245H224ZM228 244V243H227ZM230 244V243H229ZM228 244V245H229ZM160 245V244H159ZM242 244H240V246H241ZM242 245V246H243ZM122 246V245H121ZM150 246H151V243H150ZM155 246H157V245H155ZM63 247V246H62ZM65 247V246H64ZM124 247V246H123ZM159 247V246H158ZM164 248V247H163ZM245 248V249H246ZM250 248V249H251ZM127 249V248H126ZM154 249V248H153ZM244 249V248H243ZM28 250H29V248H28ZM31 250V249H30ZM29 250V252H31ZM34 250V249H33ZM43 250V249H42ZM45 250V249H44ZM157 250H159V249H157ZM26 251V250H25ZM82 251V250H81ZM133 251V250H132ZM164 250H162L161 252H163ZM247 251V250H246ZM245 251V252H246ZM260 251V250H259ZM28 252V251H27ZM33 252H35V250L33 251ZM40 252L41 251H39V255H40ZM84 252V251H83ZM155 252L156 253H160L159 251H156L155 250ZM254 252V251H253ZM169 253V252H168ZM248 253H249V251H248ZM255 253V252H254ZM258 253V252H257ZM152 254V253H151ZM32 255V254H31ZM34 255V254H33ZM36 255V254H35ZM45 255V254H44ZM156 255V254H155ZM165 255V254H164ZM229 255H230V257L235 261V262H237V263H239V264H250V260H249V258L248 257H244V256H242L243 255V253H242V255H241V249H238V248H236V249H229ZM260 255H261V253H260ZM41 256V255H40ZM39 256V257H40ZM47 256V255H46ZM94 256H96V255H94ZM103 256V255H102ZM102 256H99L100 258H103ZM159 256V255H158ZM48 257V256H47ZM93 257V256H92ZM98 257V258H99ZM162 257V256H161ZM169 257V256H168ZM170 257H171V255H170ZM169 257V258H170ZM56 258V257H55ZM166 258V257H165ZM175 258V257H174ZM57 259V258H56ZM55 259V260H56ZM92 259V258H91ZM112 259V258H111ZM163 259V258H162ZM228 259V258H227ZM230 259V258H229ZM50 260V259H49ZM97 260V259H96ZM106 260V259H105ZM193 260V259H192ZM113 261V260H112ZM53 262H58V260L57 261H54V259H53ZM91 262V261H90ZM100 262H102V261H100ZM177 262V261H176ZM185 262V261H184ZM25 263V262H24ZM188 263V262H187ZM1 264V263H0ZM6 264V263H5ZM93 264V263H92ZM96 264V263H95ZM97 264H98V262H97ZM100 264H104V262H102V263H100ZM108 264V263H107Z\"/></svg>",
	"mask_w": 264,
	"mask_h": 264
}]
</instances>
